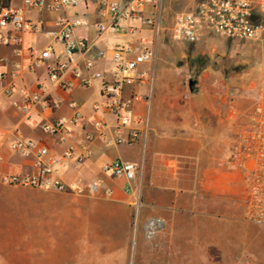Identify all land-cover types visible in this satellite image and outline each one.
<instances>
[{"label": "crops", "instance_id": "obj_1", "mask_svg": "<svg viewBox=\"0 0 264 264\" xmlns=\"http://www.w3.org/2000/svg\"><path fill=\"white\" fill-rule=\"evenodd\" d=\"M7 1L21 6V0ZM45 1L42 8L25 9L26 18L43 31L20 33L18 45L0 48V264H10L11 243L21 254H66L65 262L74 254H92L95 260L109 256L119 264L127 256L130 264L143 258L148 264H264V227L246 220L245 172L229 161L230 144L248 121L260 75L250 82L243 79L240 90L230 94L187 92L184 44L164 42L160 32L137 20L120 22L133 27L132 33L99 32L97 25L108 22V10L96 0L59 10L48 7L52 0ZM112 1L127 7L130 0ZM152 12L147 6L145 15ZM61 18L82 22L73 36L89 48L71 58L61 77L51 79L54 61L34 63L49 46L63 59L62 44L46 34L58 29ZM140 37L155 41V58L139 67L147 74L144 84L124 87L120 99H133L128 108L132 120L118 129L115 98L103 90L114 81L111 50ZM96 73L101 77L95 78ZM65 82L72 88L63 89ZM26 94L38 95L50 107L36 102L28 112L18 111L14 103L22 104ZM75 112L81 118L64 140L40 129ZM132 130L138 134L134 140ZM18 139L32 140L58 160L50 180L82 188L95 182L97 193H58L7 182L37 173L33 155L11 150ZM115 161L138 165L132 181L103 172L105 164Z\"/></svg>", "mask_w": 264, "mask_h": 264}, {"label": "built area", "instance_id": "obj_2", "mask_svg": "<svg viewBox=\"0 0 264 264\" xmlns=\"http://www.w3.org/2000/svg\"><path fill=\"white\" fill-rule=\"evenodd\" d=\"M85 0H52L48 7L52 10L76 8ZM108 10V22L97 25L99 32L117 34L127 31L134 32V28L121 26V21L137 20L140 26L147 27L154 32H160L163 21L165 0H130L127 7H122L112 0H96ZM184 3L186 9L175 13L170 35L173 40L194 43L202 34L214 35L221 39L237 42L264 43V0H171ZM46 6L45 0H21V6H7L0 8V48L16 46L20 43V33L42 32L40 24L28 20L25 9H39ZM151 6L153 12L145 15L146 7ZM78 19L61 18L58 29L46 32L54 41L62 44V55H58L49 46L42 50L34 64L54 61V67L49 68V77L57 79L66 72L73 56L85 53L89 46L83 39L73 36L74 30L81 26ZM112 62L114 65V81L104 84L106 94L115 98L113 102L117 128H127L131 124L129 106L133 99H120L125 86L144 84L148 78L139 67L150 63L155 58V41L147 37H140L136 41H129L112 48ZM1 76V74H0ZM95 78L101 75L96 73ZM62 88H72L70 82L62 84ZM10 93V92H7ZM117 98V99H116ZM22 104L14 103L16 109L22 113L29 111L36 102L50 107L45 100H40L36 94H26ZM71 107L76 108L71 103ZM81 116L78 112L68 119H59L54 123L42 124V132L64 140ZM130 139L134 140L138 134L132 130ZM123 141L122 138L118 139ZM11 150L21 156L33 155L36 159L37 173L26 179L11 177L7 182L54 190L58 193H74L76 195H94L99 189L97 183H90L85 188L75 184H67L58 179L50 180L53 166L58 160L49 154L46 148L39 147L32 140L18 139L11 144ZM67 156V154H65ZM229 161L234 168L245 172L247 185L246 220L257 226L264 227V64L259 78L258 94L254 99L247 123L237 132L229 147ZM103 172L113 178L132 181L138 165L132 162L115 161L103 166ZM152 224L148 235L152 234Z\"/></svg>", "mask_w": 264, "mask_h": 264}, {"label": "rangeland", "instance_id": "obj_3", "mask_svg": "<svg viewBox=\"0 0 264 264\" xmlns=\"http://www.w3.org/2000/svg\"><path fill=\"white\" fill-rule=\"evenodd\" d=\"M184 9H186L185 5L180 2L165 0L160 33L166 43L185 45L182 64L186 65L188 71L186 77L198 81L196 87L193 88L195 91L226 90L230 94L240 90L239 84L243 79L248 78L247 80L250 82L261 74V68L264 64V43L237 42L208 34L199 37L194 43L173 40L170 35L173 17L175 13ZM183 85L188 92L187 80L183 82ZM10 246V254H8L10 264H19V260L23 257L46 258L49 259L47 264H119L109 259V256L106 260H102L101 257L99 260H95L92 254H74V260L65 262L66 254H53L52 252L51 254H21L17 248V243H11ZM126 250V254H129V246ZM149 263L152 264V261ZM123 264H130L128 256ZM135 264L148 263L143 258Z\"/></svg>", "mask_w": 264, "mask_h": 264}, {"label": "water", "instance_id": "obj_4", "mask_svg": "<svg viewBox=\"0 0 264 264\" xmlns=\"http://www.w3.org/2000/svg\"><path fill=\"white\" fill-rule=\"evenodd\" d=\"M197 84V81L196 80H193V79H190L188 81V88L190 90V92H193V86Z\"/></svg>", "mask_w": 264, "mask_h": 264}, {"label": "trees", "instance_id": "obj_5", "mask_svg": "<svg viewBox=\"0 0 264 264\" xmlns=\"http://www.w3.org/2000/svg\"><path fill=\"white\" fill-rule=\"evenodd\" d=\"M9 5V1L7 0H0V8L7 7Z\"/></svg>", "mask_w": 264, "mask_h": 264}]
</instances>
